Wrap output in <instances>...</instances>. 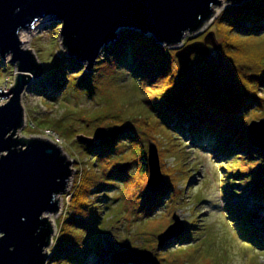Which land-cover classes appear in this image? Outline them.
Instances as JSON below:
<instances>
[{"label": "rangeland", "instance_id": "1", "mask_svg": "<svg viewBox=\"0 0 264 264\" xmlns=\"http://www.w3.org/2000/svg\"><path fill=\"white\" fill-rule=\"evenodd\" d=\"M256 1L232 3L222 0V4L215 7L212 18L198 30L187 32L180 44L159 42L172 54L171 63L180 71L176 52L188 43L203 40L209 31L215 33L219 47L209 44L208 60L192 55L185 83L190 85L188 82L192 79L211 96L220 94L227 99H239L243 92L249 91L253 97L264 99V85L247 78L249 75H264V30L257 26V34L252 35L249 31L240 33V29L239 32L230 30L223 24L230 23L223 17L225 12L246 9L257 13L255 8H261V4ZM44 19L42 22L36 20L32 28H22L19 32L22 47L31 49L42 71L38 76L30 73V82L22 94L24 125L17 136L52 140L72 161L68 186L57 196L60 210L47 214L53 227L50 245L45 248L50 253L47 264L51 263L61 222L69 211L67 208L76 178L91 172L98 173L93 164L86 162L88 156L83 153L79 145L82 142L76 139V135L84 134L100 140L97 131L101 127L120 125L117 121L126 120L133 121L142 132H148L154 138L144 136L147 156L152 142L157 148L162 177L165 183H171L173 191L170 195H163L165 198H151L147 192L149 171L141 177L137 172L138 163L132 162L134 154L129 152L121 157L124 158L122 162L129 163L123 172L132 173L134 178L129 183H117L109 178L105 182L112 187L98 189L99 193L105 192L104 199L96 202L101 205L102 218L98 223H91L93 232L86 230L92 238L83 241L81 247L87 250L79 256L77 264H85L88 255L98 248H107L110 252L119 250L117 241L137 250L154 251L153 261L149 264H264V245L257 244L262 242V238L256 242L255 235L251 237L250 233L257 234V229L250 228L245 222V214L236 208L240 206L244 211L253 212L260 223L258 225L264 227V203L260 205L256 198L248 196V187L258 178L257 173L264 168V162L257 158L247 159L239 149H234L236 153L228 157L222 156L218 149L215 150L216 141H206L208 136L193 138L187 130L182 134L172 126L164 127L162 124L165 123L153 115L150 105L166 94L167 79L162 77L158 80L151 72L136 76V72L122 62L105 61L107 51L104 49L108 50L112 43L119 40L122 29L118 31L117 39L100 50L98 59L102 57L103 61H96L93 68H87V61L65 52L61 36L63 21L52 14L44 16ZM69 57L79 65L68 70V74L74 77L69 76L71 80L65 81L56 72L61 66L73 64ZM5 58L0 59V92L8 91L20 72L16 68L17 63L11 59L12 54H7ZM98 65H103V68L95 69ZM83 72L93 75L86 77L85 74L86 85L76 87L74 83L79 79H75V75L79 77ZM55 80L59 81L56 84L64 85L57 92ZM7 100V95H0V105ZM257 108L252 107L244 115L248 121H259L264 117V107L261 111ZM251 122L245 125L246 130ZM187 124L184 127H188ZM176 131L180 133L176 135L180 139L173 137ZM256 141L264 145L262 136H258ZM160 182L161 179H158L153 185ZM180 221L184 230L188 229L187 241H176L171 245L167 241L166 245H159L158 235L170 224H179ZM58 237L63 238V235ZM175 237L172 240H176ZM108 257H111L110 253ZM91 262L88 260L87 264Z\"/></svg>", "mask_w": 264, "mask_h": 264}, {"label": "water", "instance_id": "2", "mask_svg": "<svg viewBox=\"0 0 264 264\" xmlns=\"http://www.w3.org/2000/svg\"><path fill=\"white\" fill-rule=\"evenodd\" d=\"M222 0H0V56L12 54L20 72L15 84L0 92L8 100L0 105V264H47L53 227L47 214L60 210L58 195L63 193L72 174V161L59 145L49 139L17 136L24 125L22 94L31 74L41 64L31 49L22 47L19 32L48 14L62 20V45L65 52L87 61L93 68L100 50L118 38L120 29H134L153 35L157 42L177 45L187 32L198 30L212 18ZM232 3L244 0H226ZM209 44L219 47L213 31L203 40L181 47L176 56L180 69H188L192 55H207ZM6 59V58H5ZM42 68V66H41ZM42 71V70H41ZM123 126L101 127L97 137L106 142ZM251 141L264 138V117L252 121L247 129ZM263 135H262V134ZM76 139L92 146L95 137L84 134ZM150 142L148 150V188L157 191L165 181L160 172L157 148ZM127 163L122 166L125 169ZM161 179L159 185H153ZM156 180V181H155ZM176 219V218H175ZM177 221H179L177 219ZM184 231L180 221L170 224L158 235L159 245L166 244ZM177 238V237H176ZM162 244V245H163ZM151 250L127 249L113 253L122 263L149 264Z\"/></svg>", "mask_w": 264, "mask_h": 264}, {"label": "trees", "instance_id": "3", "mask_svg": "<svg viewBox=\"0 0 264 264\" xmlns=\"http://www.w3.org/2000/svg\"><path fill=\"white\" fill-rule=\"evenodd\" d=\"M256 2L261 4V8H255L258 9L257 13L254 10L250 11L246 9L236 10L230 13L225 12L223 13V17H226L230 23L225 22L223 24L230 30L239 32L240 29V33L242 31H249L252 35L257 34V26L260 27V30H264V24H261L264 21V0H258ZM233 26L236 29H233ZM104 50L107 51L105 61L122 62L129 66L130 70L136 72V76H139L141 73L145 75L147 72H151L152 76L154 74V78L156 79H161L162 77L167 79L166 85L168 90L166 94L162 99L150 105L153 115L165 123L162 124L164 127L168 128L172 126L180 133L187 130V132L192 134L193 138H197L200 135L208 136L206 141L211 139L216 141L217 145H215V150L218 149L217 151L222 156L228 157L236 153L234 149H239L247 159L252 160L257 158L260 162H264V149L256 147L249 138L245 127L252 120L248 121L246 116H244L254 106L256 108L260 107L257 108L260 111L263 110L261 109L264 107L263 98L253 97L251 92L245 91L239 99H227L225 95L221 96L220 94L211 96L209 92L192 79L189 80L188 83L190 85H188L184 82L186 81L184 78L188 77L187 73L190 69H182L179 71L177 67L175 68L173 66L174 63H171L172 59L170 56L172 54L161 47V43L157 42L155 37H148L134 29H122L119 40L112 43V46L108 50L106 48ZM207 55H197V58L200 57L208 60ZM69 58L74 61L73 64L61 66L57 70L58 72H56L65 81L71 80L69 76L72 77V75L68 74V70L75 69L79 65L72 57ZM99 61L102 62L103 58L99 57L97 62ZM102 68L103 65L95 67L97 70ZM147 68H149V71ZM41 70L42 68L40 66L36 75L40 74ZM85 74L86 77L93 75L91 72H83L79 77L75 75V79H79L78 82L74 83L76 87L82 88L83 85H86L88 81L84 79ZM97 75L95 76L97 77ZM250 77L249 75L247 78L249 80H258L259 85H264V75H252L251 79ZM56 83H59V81L55 80V91L57 92L64 85ZM245 97L248 99L246 100ZM158 122L160 123V121ZM117 123L122 125L123 128L115 137H110L106 142L101 141V139H95L92 147L79 143L83 148V153L88 156L86 162L93 164V168H96L98 173L91 172L89 175L76 178L67 208V211H69L63 217L64 219L61 222L58 233V236L63 235V238L57 236L53 249L54 252L50 257V264H77L80 260L79 256L84 255V250L87 249L82 248L81 245L85 239L92 238L91 235L86 233V230L93 232L94 227H90L91 223H98L102 218V209L99 208L101 205L96 202L102 201L105 192L99 193V190L112 187L107 186L105 182L109 178L115 179L117 183H129L134 178L132 173H128L127 171L123 172L126 168L123 169L122 166L126 163L128 166L129 163L128 161H123V163L121 160L124 158L121 157L129 152L133 153L134 159H132V162L138 163V175L144 177L148 174L147 148L143 139L145 135L149 139L153 137H150L148 132H142L139 129L141 127H138L133 121H117ZM185 123L189 124H187L188 127H184ZM180 133H174L175 135L173 137L180 139L176 136ZM126 147L128 150H126ZM250 169L255 173L253 168ZM263 176L264 168L257 173L258 178L248 187V196L250 198H256L255 201L260 205L264 203ZM166 183L163 188L157 191H152L147 185V192L150 197L156 199L165 198L166 196L163 195L166 193L170 195L174 187L170 182L167 181ZM234 187L236 188L237 185ZM236 208L245 214L246 224L250 228L255 227L257 229L258 233L251 232V237L255 235L254 240L256 242L262 238V242H258L257 244L258 246L260 244L264 245V227L258 225L260 223L255 218L256 215L253 212L244 211L240 206H236ZM187 230L185 229L182 234L177 236V238L175 237L176 240H172L168 244L171 245L176 241H187L189 236ZM116 243L120 246L117 248L119 250L110 252L107 248H98L95 252L88 255V260H92L91 264H134L119 262L112 255L115 252L127 249L134 248L133 250H137L136 247H130L126 244L123 245L120 241ZM108 253L111 255L110 258L108 257ZM88 260L85 264L88 263ZM159 260L161 261V259ZM156 264L159 263L156 262Z\"/></svg>", "mask_w": 264, "mask_h": 264}, {"label": "bare ground", "instance_id": "4", "mask_svg": "<svg viewBox=\"0 0 264 264\" xmlns=\"http://www.w3.org/2000/svg\"><path fill=\"white\" fill-rule=\"evenodd\" d=\"M45 17H46V16H45ZM39 20H41V22H42V21H45L44 17H41ZM39 20H38V21H39ZM29 27H31V26H28V28H29Z\"/></svg>", "mask_w": 264, "mask_h": 264}]
</instances>
